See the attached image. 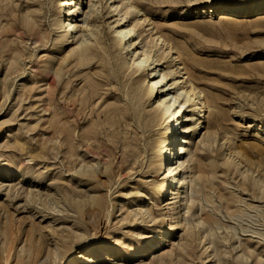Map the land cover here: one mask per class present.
Returning <instances> with one entry per match:
<instances>
[{"label": "rangeland", "instance_id": "374dc122", "mask_svg": "<svg viewBox=\"0 0 264 264\" xmlns=\"http://www.w3.org/2000/svg\"><path fill=\"white\" fill-rule=\"evenodd\" d=\"M134 1L147 17L136 28L143 41L150 43L153 32L168 40L208 108L207 131L193 136L185 157L193 182L212 195L189 192L191 228L147 262L172 252L177 262L170 264H264V0ZM63 3L0 0V221L7 217L22 239L29 229L50 238L49 227L69 235L66 261L83 240L93 246L117 238L97 264H126L142 240L134 232L150 237L163 225L142 214L150 208L160 216L154 168L163 122H154V102L139 98L136 75L123 67L130 49L117 44L104 0H80L79 36L91 39L81 57L62 37ZM211 6L237 12L224 15ZM84 11L96 15L88 19ZM95 26L96 39L88 32ZM169 55L159 63L174 73ZM47 194L55 199L43 202ZM68 194L97 212L78 214L63 202ZM43 206L60 211L48 214ZM205 229L218 249L210 258L199 243L198 230Z\"/></svg>", "mask_w": 264, "mask_h": 264}, {"label": "bare ground", "instance_id": "6f19581e", "mask_svg": "<svg viewBox=\"0 0 264 264\" xmlns=\"http://www.w3.org/2000/svg\"><path fill=\"white\" fill-rule=\"evenodd\" d=\"M104 2L108 7L109 13L114 16L110 25L112 29H114V38H116L117 44L120 47L122 46L123 48L126 47V49H130L128 54L131 56L127 57L123 62V67H127V69L130 67L131 74L136 75V88L139 90V98H146L154 102V122H163L162 134L158 137L156 145L155 154L157 160L154 168L160 177V180H157L158 183L155 186L156 206L160 210V216L159 218L156 217L150 208L142 210V214L147 216L150 221L158 219L163 222V225L158 229V232L150 237H142L138 232H134L133 235L142 240H140L138 244L132 248L131 252L128 253L131 258L126 262V264H153L152 262L148 263L147 259L149 260V258L154 255L156 249L165 248L167 243L171 244L173 242L172 239L175 238L180 231L185 229L189 230L191 228L189 212L193 208L195 198L188 195L189 192L201 193L208 199H210L212 195L209 196L207 193H204L210 191H205L206 186H197V183L193 182L190 176L191 173L186 170L187 160L185 157L188 145L193 141V136L207 131V124L205 122V114L208 109L207 101L204 92L194 83L186 67L181 62L179 53L170 45L162 34L153 32L150 34L152 37L150 43H145L143 41L142 35L137 32L136 28L144 25L147 17L136 5L134 0H104ZM94 8L92 3L89 4L90 12H93L95 10ZM212 8L218 9L220 13L224 15L237 12L236 9L225 6L209 7V9ZM259 8H264V5L259 6ZM79 9H82L80 0H64L60 8L64 15L68 17V20H66L67 22L61 26L62 37L66 42L76 45V48L79 47L78 55L81 57L86 53L88 49L87 44L91 42V39H86L84 37L81 39V36H79ZM85 12L88 11H84V13ZM247 12L248 11L244 10L238 13L245 14ZM88 13L85 14H87V18L90 19L92 14L88 15ZM93 14L92 16L96 15L95 13ZM129 16L132 17V19H128L127 17ZM96 27L97 26L92 27V31H88L91 32L90 36L95 37V39L100 34V31L96 32V29L99 27ZM80 30L85 33L86 28L84 29L82 27L81 29L80 27ZM82 45L84 47H82ZM152 52L158 53L157 57H153ZM124 53L127 54L126 50ZM163 53L170 54L169 56H172V58H170L176 63L174 73L171 69L164 68L161 63H159L163 59ZM7 132L8 130L6 133ZM1 133L2 129H0V134ZM52 149L53 151H58V144L55 143ZM54 158H57L56 154ZM67 159L70 160V157ZM199 163L200 162L197 161L196 164L198 165ZM198 170L199 172L201 171L200 168ZM82 173L84 174L83 171ZM260 182L262 186H264V181L262 179H260ZM206 185H208L207 182ZM38 198L41 199V197ZM54 199L51 194H47L46 197L43 198L44 201H42L49 203ZM212 201L215 202L213 199ZM63 202L73 206L80 215H90L97 212L96 209L86 208L85 205H83V199L76 194H68ZM183 202L184 206L182 207ZM93 203L96 204V201L94 200ZM99 204L98 206L100 208ZM150 204H152V202ZM43 207L46 208L47 206ZM47 210L49 212L48 214L60 211L59 209H57L59 211L55 210V208L51 206H48ZM173 220L177 223L173 224ZM200 220L199 224L202 225L207 222L206 218L203 216H201ZM94 223L96 224V222ZM209 228H211V225ZM210 231L211 230L208 232L207 229L202 231L198 230L200 234L199 243L203 244L205 252H207L206 258H210L213 256L212 253H217L218 250L216 240L214 236L210 234ZM48 235L50 238H45L42 234H37L36 230L29 229L22 239L14 234V229L12 225L7 222V217L5 220H1L0 264L65 263L67 258L65 253L72 251V247L68 241L70 236L63 234V232L59 234L57 230L54 231L50 227L48 228ZM84 235L85 234H80L76 236V239H82ZM117 241V238H113L112 240L98 242L93 246H87L85 245V240H83L80 242V244H82V246H80V251L75 252L73 257L66 262L69 264H97L99 258H105L109 255L111 246L113 244L117 245ZM211 245H213V252L209 251ZM150 249L152 250L150 251ZM172 262L175 263L177 261L173 260L172 252H170L167 254L166 258H160L157 264H170ZM179 262L180 261H178V263ZM113 264H117V261H114Z\"/></svg>", "mask_w": 264, "mask_h": 264}]
</instances>
